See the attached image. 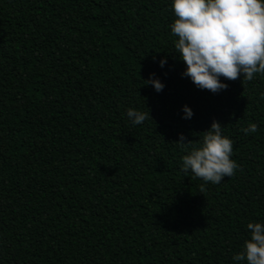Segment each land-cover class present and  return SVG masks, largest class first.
Returning a JSON list of instances; mask_svg holds the SVG:
<instances>
[{"label": "trees", "instance_id": "16d2710c", "mask_svg": "<svg viewBox=\"0 0 264 264\" xmlns=\"http://www.w3.org/2000/svg\"><path fill=\"white\" fill-rule=\"evenodd\" d=\"M174 19L171 0H0V264H233L264 222V75L197 89ZM213 120L239 166L219 184L176 143Z\"/></svg>", "mask_w": 264, "mask_h": 264}, {"label": "clouds", "instance_id": "9594fccd", "mask_svg": "<svg viewBox=\"0 0 264 264\" xmlns=\"http://www.w3.org/2000/svg\"><path fill=\"white\" fill-rule=\"evenodd\" d=\"M175 17L169 25L175 37L173 53L185 65L181 76L187 77L199 90L216 94L228 85L223 80L238 77L251 81L264 75V0H171ZM166 57L159 60L163 67ZM223 78V80L221 79ZM159 93L164 84L154 74L144 80ZM264 99V92L260 94ZM192 109L182 106V119H191ZM132 125L142 124L148 113L127 109ZM257 124L249 122L241 131L248 135L257 132ZM224 127L213 120L198 145L185 142L178 134L177 144L186 154L181 168L205 183L219 184L231 178L238 164L230 159L233 141L223 134ZM249 238L240 251L232 256L233 264H264V222H248Z\"/></svg>", "mask_w": 264, "mask_h": 264}]
</instances>
